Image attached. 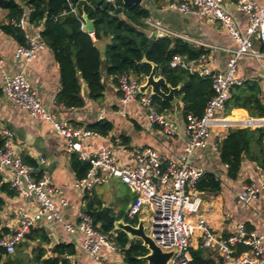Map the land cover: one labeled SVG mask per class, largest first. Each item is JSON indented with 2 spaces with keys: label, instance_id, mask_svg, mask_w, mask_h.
<instances>
[{
  "label": "built area",
  "instance_id": "obj_1",
  "mask_svg": "<svg viewBox=\"0 0 264 264\" xmlns=\"http://www.w3.org/2000/svg\"><path fill=\"white\" fill-rule=\"evenodd\" d=\"M105 1L112 6L115 5L114 0ZM231 1L236 10L247 17L245 33L240 31L238 22L230 14L227 7L228 0H187L168 5L169 9L182 14L217 20L238 45L236 49L228 50L231 57L227 62L225 74L213 73L207 68L204 63L206 55L196 60H187L179 54L172 55L169 61L170 68L211 77L213 90V96L208 101L203 115L200 118L192 116L187 118L185 126L187 142L179 161H167L150 148L134 150L127 163H122L110 147L86 153L82 149L81 141L99 135L90 129L57 121L52 112L40 102L35 90L24 76L9 75L4 70L0 58L1 90L5 98L27 111L35 120L51 124L55 134L64 140L67 152L77 154L80 161L89 165L86 175L82 179H75L74 190L89 193L94 187L106 184L112 179L124 183L134 194L127 218H140L142 211L150 213L147 236L161 251L173 252L167 264H189L191 260L189 250L193 239L199 241L200 248L215 252L225 264H264L263 235H258L240 224L235 226L226 237L217 236L205 216L199 214L203 201L195 186L206 170L189 163V158L196 149H204L208 146L213 133L218 136L232 128H264V117L230 118L225 112V103L229 98L231 87L242 83L235 78L237 60L246 55L264 57V54L257 52L252 46L253 38L264 44V0L262 3L255 0ZM26 24V15L15 23L23 32ZM143 24L151 38L178 37L159 21L149 17L143 21ZM83 26L84 22L82 29ZM24 38L25 44L17 46L13 57L17 61L29 64L45 45L41 41L40 33L30 37L24 32ZM200 45L206 47L205 44ZM141 84L142 82H138L128 74L119 75L117 85L120 104L125 106L130 102L137 103L146 110V117L150 123L158 126L165 136H175L176 131L166 115L158 113L151 104L150 93H140ZM0 138L3 142L0 148V175L8 170L11 175L8 183L10 188L23 200L36 204L34 213L20 211L16 228L0 236V249L4 251L3 255H13L17 246L38 227L44 216L60 223L67 234L79 236V248L87 257V261L81 264H104L103 250L122 254L121 249L113 241L115 232L101 231L86 211L79 213L75 223L65 221L56 210L53 201L55 189L50 184L49 175L39 174L35 165L26 164L15 154L14 134L9 129L1 128ZM214 148L216 149L215 145ZM224 168H227V165H224ZM259 194L260 188L256 184H243L237 200L242 207L253 208V202L257 200ZM59 203L63 208L68 206L65 199H60ZM205 212L209 213L210 209L206 208ZM192 218H196L195 221ZM240 246L247 250L237 253Z\"/></svg>",
  "mask_w": 264,
  "mask_h": 264
},
{
  "label": "crops",
  "instance_id": "obj_2",
  "mask_svg": "<svg viewBox=\"0 0 264 264\" xmlns=\"http://www.w3.org/2000/svg\"><path fill=\"white\" fill-rule=\"evenodd\" d=\"M187 0H143L142 4L149 12V18L159 21L165 28L177 34L178 37L191 45L201 48L206 53L205 65L213 73L225 74L227 62L231 57L228 50L237 48V43L229 32L215 19H204L192 14H182L168 8L170 3H182ZM262 3L263 0H255ZM227 7L230 14L238 22L239 29L245 33L248 21L245 14L236 10L233 2L228 0ZM7 12L0 9V22H6ZM42 25L26 24L25 34L33 37L40 33ZM144 32L149 37L148 32ZM98 47L100 59L104 61L105 47L109 43V37L96 40L94 32L89 34ZM151 38V37H149ZM18 43L10 36L0 31V58L3 61L4 70L9 75L22 74L30 86L35 90L38 99L55 119L62 123L89 127L104 120L111 124L112 129L107 136H91L81 141L82 149L86 153L94 152L104 147H110L122 163H127L134 150L138 148H150L155 150L167 161H179L180 155L187 142L186 122L182 119V103L174 98L173 108L166 113L167 119L176 131L173 137L165 136L161 129L150 123L146 117V110L135 102L122 106L119 102L117 79L108 77L105 69L101 73V82L104 90L98 100L88 97V89L85 83L80 81V95L84 105L79 109H67L55 102V96L60 90L58 65L52 52L44 47L36 53L35 59L29 64L14 59L13 54ZM253 49L259 53L262 44L256 38L252 40ZM235 78L242 83L255 81L260 87L261 100L264 103V57L242 56L237 60ZM144 80L142 81V83ZM0 76V90H1ZM230 118L249 116L243 109H233L226 113ZM7 128L14 134L13 148L15 154L22 160L32 161L38 169V173H47L50 184L55 189L53 201L56 210L63 219L69 223H75L81 211L86 209L88 200H91L95 208L101 205H111V214L114 216H126L130 204L134 200V194L118 179H112L106 184L94 187L87 192L75 191L73 188L76 179L71 168V153L66 150L64 140L57 136L51 124L32 118L29 113L11 102L0 93V129ZM225 133L212 134L208 146L204 149H196L189 158V163L214 173L222 183L221 191L216 195L200 193L203 205L202 215L205 216L212 231L217 236L226 237L235 226L243 224L247 229L264 236V173L251 162H242L240 171L235 180L226 177V170L218 158L214 148L216 140L223 138ZM125 138V139H122ZM212 162V163H211ZM10 172L5 170L1 174L4 183H9ZM243 184H256L260 188V194L253 202V208L242 207L237 200V195ZM4 201L0 209V230L13 231L17 224V216L20 211L34 213L36 204L20 198L17 194L7 196L1 194ZM65 199L68 206L61 207L59 201ZM206 208L210 212H205ZM96 209V210H97ZM204 213V214H203ZM200 214V213H199ZM196 218H192L195 221ZM101 224V223H100ZM100 226V225H98ZM31 238H26L17 246L12 260L18 259L28 264L34 257V249L42 248L45 251L44 258L52 257L51 249L58 244H71L74 246V254L67 256L70 264H81L87 261L78 245L79 236L67 234L60 223L44 216L38 227L30 233ZM46 238L47 241H44ZM199 241L193 239L191 249H198ZM104 264H125L122 254L102 252ZM204 255L214 264H225L215 253L205 250ZM7 256L3 255L2 261ZM33 263V262H32ZM2 264V263H1Z\"/></svg>",
  "mask_w": 264,
  "mask_h": 264
},
{
  "label": "trees",
  "instance_id": "obj_3",
  "mask_svg": "<svg viewBox=\"0 0 264 264\" xmlns=\"http://www.w3.org/2000/svg\"><path fill=\"white\" fill-rule=\"evenodd\" d=\"M114 1L115 5L112 6L105 0H0V9L7 12L6 22H0V31L12 37L18 45H24V32L15 23L26 15L28 24L42 25L41 41L52 52L58 65L60 90L55 96V102L67 109H79L84 105L80 95L81 80L85 83L91 100H98L104 90L99 51L90 35L82 29V17L86 14L93 21L95 39L110 38L104 52L108 77L116 80L125 73L142 82L150 73L151 64H155L158 74L165 79L167 85L179 87L175 98L182 103L181 116L184 122L189 116L200 118L213 96L211 77L170 68L169 61L175 54L187 60H196L205 55L206 51L180 38H149L144 32L143 24L149 17L148 10L143 5L124 6L121 0ZM261 51H264V44ZM162 90L168 91L166 86ZM260 93V87L255 81L231 87L225 112L243 109L249 117H264V103ZM151 104L158 113L164 115L173 108V103L157 96L151 97ZM89 129L100 136H107L112 126L102 120ZM2 143L0 138V148ZM215 146L219 161L223 166L227 165L225 170L228 179L237 178L244 161L254 163L264 173V128L229 129L223 138L216 140ZM23 162L35 165L30 160L24 159ZM70 164L76 179H82L89 169V165L80 161L77 154H72ZM221 187V180L214 173L206 171L196 183L195 189L199 193L216 195ZM1 194L13 196L15 192L9 184L3 182L0 175V209L4 204ZM86 200L84 211L92 217L94 224L100 225V230L104 233L115 232L113 241L121 249L124 263L146 264L140 259L148 253L141 242L128 239L123 232L114 230L111 225L100 224L93 215V211L97 209L95 204L88 198ZM126 219L129 222L127 217ZM131 222L137 223L136 218ZM7 232L0 230V236ZM30 235L26 238H31ZM44 241H47L46 238ZM245 250L247 248L240 246L237 253ZM33 251V258L38 264H70L66 257L74 254V246L58 244L51 249L52 257L49 258H44L45 251L42 248H35ZM204 251L202 248H190L189 264H214L209 256L204 255ZM0 252L4 253L1 249ZM14 263L13 260L6 261V264Z\"/></svg>",
  "mask_w": 264,
  "mask_h": 264
},
{
  "label": "water",
  "instance_id": "obj_4",
  "mask_svg": "<svg viewBox=\"0 0 264 264\" xmlns=\"http://www.w3.org/2000/svg\"><path fill=\"white\" fill-rule=\"evenodd\" d=\"M124 6L141 5L143 0H121ZM83 30L87 33L94 32L93 21L86 14L83 15ZM166 86L168 91L164 92L162 88ZM179 87L172 88L166 84L165 79L158 74L157 66L151 64V71L144 78V82L140 85L139 91L141 94L149 92L151 96H157L163 101L172 103L175 98V93ZM129 209V208H128ZM126 216H114L111 214V205H101L97 210L93 211L94 217L104 225H111L114 230L123 232L128 239H137L147 250V254L140 259L146 264H167L173 252H163L158 248L149 236L145 233L144 220L136 218L137 223H133L134 219H129L127 222ZM3 254L0 252V264L2 263ZM11 256L6 257V261H11Z\"/></svg>",
  "mask_w": 264,
  "mask_h": 264
},
{
  "label": "rangeland",
  "instance_id": "obj_5",
  "mask_svg": "<svg viewBox=\"0 0 264 264\" xmlns=\"http://www.w3.org/2000/svg\"><path fill=\"white\" fill-rule=\"evenodd\" d=\"M96 47H97V45H96ZM97 49H98V47H97ZM99 51H102V49H100ZM105 67H106L105 62L104 61H101V64H100V72H102L105 69ZM200 214H202V212H200ZM139 217L142 218L144 221H146L145 222V227L147 228L146 234H149L148 227H149V224H150V213H148V211H142L140 213V216ZM118 255H119V253H118ZM14 262H15L14 264H24V262H22V261H20L18 259H14ZM2 264H6V258L2 261ZM28 264H38V263L35 262L34 258H31L30 259V262Z\"/></svg>",
  "mask_w": 264,
  "mask_h": 264
}]
</instances>
